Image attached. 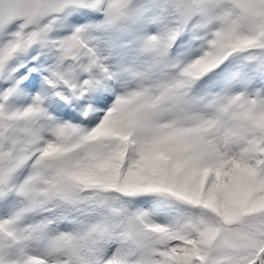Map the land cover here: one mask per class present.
<instances>
[{
	"label": "snow or ice",
	"instance_id": "snow-or-ice-1",
	"mask_svg": "<svg viewBox=\"0 0 264 264\" xmlns=\"http://www.w3.org/2000/svg\"><path fill=\"white\" fill-rule=\"evenodd\" d=\"M0 264H264V0H0Z\"/></svg>",
	"mask_w": 264,
	"mask_h": 264
}]
</instances>
